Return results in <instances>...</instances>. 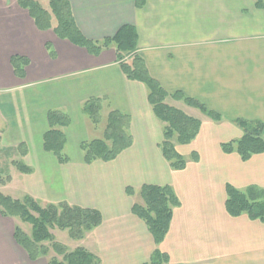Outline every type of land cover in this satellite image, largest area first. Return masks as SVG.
<instances>
[{
    "label": "crops",
    "instance_id": "obj_1",
    "mask_svg": "<svg viewBox=\"0 0 264 264\" xmlns=\"http://www.w3.org/2000/svg\"><path fill=\"white\" fill-rule=\"evenodd\" d=\"M19 1L0 0V112L8 128L0 148L6 143L19 150L32 172L15 180L0 174V192L12 196L17 182L40 202L98 209L102 223L72 241L101 264H145L157 248L168 255V264H264V222L226 210L227 185L264 188V153L244 161L221 148L243 136L238 120L264 122V10L254 0H146L142 8L136 0H69L87 38L103 40L123 25L135 26L137 53L151 75L170 94L181 91L220 114L212 119L201 111L199 135L180 146L188 165L174 170L162 154L163 125L148 90L126 77L115 46L92 54L52 29L40 30ZM37 1L48 8L49 0ZM15 55L29 60L24 76L14 71ZM93 97L106 99L108 113L115 109L130 117L133 143L112 161L88 164L81 144L92 139L83 104ZM167 102L196 116L198 108L183 100ZM52 109L71 119L64 129L67 163L43 146ZM146 184L172 186L181 202L159 246L132 211ZM17 226V218L0 209V264H49L48 256L31 259L16 240Z\"/></svg>",
    "mask_w": 264,
    "mask_h": 264
},
{
    "label": "trees",
    "instance_id": "obj_2",
    "mask_svg": "<svg viewBox=\"0 0 264 264\" xmlns=\"http://www.w3.org/2000/svg\"><path fill=\"white\" fill-rule=\"evenodd\" d=\"M255 7L264 10V0H254ZM19 4L29 11L37 28L53 30L56 35L85 47L92 54H99L104 48L115 46L120 66L126 77L143 83L148 90V101L156 117L163 125V141L160 144L162 154L174 170H183L188 165V159L180 152V146L191 144L199 135L202 122L182 109L170 105L168 97L183 100L187 105L200 109L212 119H220V114L208 107L200 100L186 96L177 91L170 94L162 84L149 72L146 62L137 53L139 35L135 26L123 25L118 32L103 40H91L79 29L72 5L69 0H49L48 8L43 7L37 0H20ZM146 0H136V7L142 8ZM12 65L18 76H24L25 66L29 60L15 55ZM106 99L93 97L83 104V112L94 123L100 121V112ZM48 130L43 137L44 149L54 153L61 163H67V138L64 129L71 123L70 116L59 109H52L47 114ZM243 129V136L221 145L227 153L236 152L247 161L252 156L264 153V122L238 120ZM130 117L118 110H111L108 114L105 137L82 142L81 149L88 164L96 160L105 162L116 159L124 150L128 149L133 138L130 132ZM22 155L27 154L25 145H20ZM192 159H198V153L193 151ZM23 173H31L32 169L20 162H15ZM129 195L134 196L135 190L127 188ZM226 210L238 217L247 214L252 220L264 222V188L250 186L242 191L233 185L226 187ZM141 200L133 205L132 211L142 219L154 241L159 246L166 238L174 209L180 206V198L170 185L146 184L139 190ZM0 209L4 216L20 218L32 225L29 235L17 226L15 237L17 242L28 252L31 259L49 256L50 248L45 243L51 242V248L56 255L49 258V264H101L98 256L84 247L68 251L65 245L55 240L51 229L68 230L72 239H82L86 233L102 223V214L98 209L84 208L68 202L49 203L42 206L34 197L27 195L23 199H15L0 192ZM169 257L157 248L150 262L145 264H168Z\"/></svg>",
    "mask_w": 264,
    "mask_h": 264
},
{
    "label": "rangeland",
    "instance_id": "obj_3",
    "mask_svg": "<svg viewBox=\"0 0 264 264\" xmlns=\"http://www.w3.org/2000/svg\"><path fill=\"white\" fill-rule=\"evenodd\" d=\"M51 46V45H50ZM168 100V99H167ZM197 110L196 112V116L195 117H200L203 118V116L200 115V113L202 114L200 109H194ZM1 111V110H0ZM85 114V120L86 123L88 125V133L89 136L91 137L90 139H101L105 137V131H106V125H107V120H108V110L103 107V109L100 112V121L98 123H94L90 117ZM208 117V116H207ZM248 121V120H247ZM8 128H6L4 126V122L2 119V112H0V136L2 135V131H7ZM2 148H0V169H1V176L3 179H10V177L14 178V180L17 178H22L23 174H21L22 172L17 168V166H15L12 161L15 160L17 162H20L22 164H25V161H23L22 158L19 157V150L15 151L14 148H8V146L6 145V143L2 144ZM70 153L72 154V151H70ZM84 154V153H83ZM185 154V153H184ZM185 157L187 158V154H185ZM70 159V158H69ZM28 165V164H26ZM9 175V176H7ZM20 183H15V186L13 185L12 190L13 195L11 197L15 198V199H23L25 196L27 195H31L29 193H27V191L25 190V187H22L20 185H17ZM19 186V187H18ZM137 193V192H136ZM138 196H139V192H138ZM38 201V200H37ZM42 206H46L49 203L47 202H43V201H38ZM17 225L19 227H21L22 230H24L26 233H28L29 235H31L32 233V225L30 223L24 222L23 220H21L20 218H17ZM51 232L53 233L55 240L61 243H64L66 245H68L69 249L72 251L76 248H73L74 245H76L75 241H72V238L69 235L68 230H62L59 228H54L51 229ZM76 240V239H74ZM47 246H49L50 248V253H49V258L53 257V256H57L60 258V260L62 259V256H58L55 254V252L52 250L51 248V242H46L45 243ZM78 248V247H77Z\"/></svg>",
    "mask_w": 264,
    "mask_h": 264
}]
</instances>
